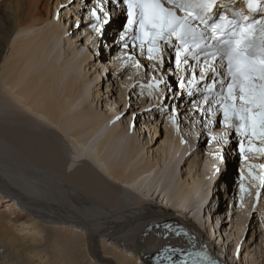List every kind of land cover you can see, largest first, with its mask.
Wrapping results in <instances>:
<instances>
[{"label": "bare ground", "instance_id": "bare-ground-1", "mask_svg": "<svg viewBox=\"0 0 264 264\" xmlns=\"http://www.w3.org/2000/svg\"><path fill=\"white\" fill-rule=\"evenodd\" d=\"M44 1L0 0V9L6 7L8 10L0 15V66L7 58L5 54L7 47L13 46V39L17 35L40 27L50 20V5ZM112 2L116 3L115 0ZM120 23L121 25L123 23L121 19ZM53 32L51 30L50 34L53 35ZM44 37H41L40 41L32 43L27 41L25 44L21 43V46H13L12 51L19 52L21 59L17 58L13 63L9 58L4 63V70L0 76V85L3 90L10 93L9 97L11 96L12 99L6 98V94L1 93L0 204L4 205L2 207L4 209L0 211V264H51V255L59 261L58 264H64V261H67L66 264H149L148 261L143 260V256H151L164 246L179 242L183 244L182 237L171 235L164 240L158 236L165 234L160 230L153 229L143 236L146 226L150 223L161 225L168 221L176 222L178 226L183 224L190 234L215 251L218 259H224L226 263L227 256L216 250L206 234L195 225V221L182 216V213L189 211V207L204 199L207 187L205 177L213 167L211 158L209 163L208 161L205 164L200 163L204 178L192 182L188 180L187 185L177 182L175 171L169 166H160L161 161L158 164L157 160L158 167L155 170L159 169L160 172L159 187L162 183L167 185L164 189L165 198L169 202H176L175 206L178 207L176 208L179 212L141 202L127 190L111 184L91 166L87 159L82 158L81 164L70 174H66L69 152L65 149L62 138L55 131L21 112L13 104L17 102L24 108L29 106L28 109L33 114L46 117L56 125L66 112L74 108V95L78 90L79 82L78 71L86 58L79 63L76 62L71 70V76L63 85L60 80H63L66 74L57 67L55 61L48 62L40 56L46 50L48 38L45 35ZM38 57V62L41 59L40 70L36 69V72L30 73V64ZM30 58H34V61L32 62ZM113 59L109 64L122 69V61L116 57ZM147 60V58L143 59L144 62ZM108 68L110 66H106V69ZM12 91L16 92V95L12 96ZM105 128L104 123L97 125L92 132H88L89 139L104 133ZM199 133L200 129L196 127L194 135L198 136ZM168 134L170 138L174 137L173 132L169 131ZM112 139H115L118 146L109 145ZM200 141L201 139L198 144ZM120 142L124 145H120ZM80 143L78 145L81 148L83 146V150L76 152V157L80 155L82 157L85 153V158L93 157L95 160H98L109 145L108 155L103 158L106 165L109 164L113 168L109 176L123 180L122 182L128 187L140 178L149 179L151 175L153 176V172L155 173V165L141 167L142 162L137 158L139 151L136 150L133 141L125 138L123 134L111 133L100 143L98 149L94 148L95 146L88 149L89 145L86 141ZM219 147L222 151L224 143ZM171 149L170 147L163 149V152L171 157V162L178 157L177 155H180L181 159L184 158L188 152V149H182L180 144L175 146L174 153H171ZM212 151H207L209 157H212ZM114 154L117 155L113 159ZM119 158L122 163L118 162ZM194 164L197 165L196 161L192 163ZM116 165L122 166L123 170L115 168ZM129 166H138L142 169L138 171L135 168L137 171L132 176L125 177ZM259 174L261 175V171ZM259 174L255 177V182L260 177ZM2 198H9L8 203L4 204ZM242 208L241 211L249 216L251 211L249 212L244 206ZM242 215L244 216L243 213ZM196 218L197 216L193 215V220ZM75 226L86 229L88 236L86 238L77 236L78 234L72 230ZM210 228L214 230V226ZM69 231L73 233L69 235ZM104 238L112 239L113 244L118 247L114 245L108 247ZM60 242H64L63 254L57 251L59 247L56 246H59ZM99 244L102 246V252L98 250ZM102 253L107 254L110 259L103 258ZM35 258L40 262L31 261Z\"/></svg>", "mask_w": 264, "mask_h": 264}, {"label": "rangeland", "instance_id": "rangeland-1", "mask_svg": "<svg viewBox=\"0 0 264 264\" xmlns=\"http://www.w3.org/2000/svg\"><path fill=\"white\" fill-rule=\"evenodd\" d=\"M46 2L50 5V20L40 27L17 35L13 39V46H21L27 41L30 43L40 41L41 37L45 38V35L48 38L46 39V50L40 56L48 62L55 61L57 67L66 74V78L63 76L64 79L60 80L63 85L71 76V70L76 62L79 63L86 58L78 71L79 82L78 90L74 95V108L66 112L59 124L56 125L46 117L33 114L28 109L29 106L24 108L17 102H13V104L21 112L36 119L44 127L55 131L62 138L63 145L69 152L66 174H70L76 169L81 164L82 158L87 159L91 166L111 184L127 190L141 202L152 203V205L179 212L178 207L175 206L176 202H169L165 198L164 189L167 185L162 183L159 187L160 172L159 169L155 170L159 161H161L160 166H169L175 171L177 182L187 185L188 180L192 182L204 178L200 163L205 164L207 161L209 163L211 158L213 167L209 175L205 177L207 180L205 197L198 204L189 207V211L182 213V216L195 221V225L206 234L210 243L215 245L216 250H220L227 256V264H264V156L262 153L252 150L253 147H260L258 143L253 141L249 143V139L246 140L243 142L244 152L242 153L240 144L244 140L233 133L232 136H229V143L224 144L220 151L219 145L223 142L218 144L217 141L211 139V135L221 133L225 129L217 124L213 125L211 129L205 127L207 122L205 117L193 108V101H199L201 98L200 93L189 97L186 90L181 88L178 75L171 71V64L162 65V71L159 73L154 72L152 62L149 60L145 62L141 60L144 67L140 69L134 66L117 69L109 64L110 61L113 62V57H119L123 65L127 54L130 53L129 50L122 47V42L119 39L120 34L124 31V27L120 23L122 4L110 3V0H99V2L98 0H45L44 3ZM56 4H58L57 7ZM101 7L110 14L107 24H102L91 15L93 8L99 10ZM6 9V7L0 9V15L8 11ZM55 9L57 10L55 11ZM100 15L103 16V13L101 12ZM94 23L100 31L92 28ZM51 30L54 31L53 35L50 34ZM13 46L9 45L6 49L7 58L0 66V76L4 70L3 65L9 58L13 63L17 58L21 59L19 52L12 51ZM87 55L89 56L87 57ZM39 57L36 61L34 58L31 59L32 57L30 58L32 62L34 61L32 63L34 65L30 64V73L36 72V69L40 70L41 59L38 62ZM106 66H110V68L106 69ZM153 76L164 77L167 80L166 86L161 85L163 96L159 98L150 96L149 89L142 90L139 87L141 84L152 82ZM0 91V96L1 93H5L6 98L11 99L10 93L3 90L2 85H0ZM156 91L159 95V90ZM13 95H16V92L12 91ZM11 100L8 102H12ZM200 107L206 108L207 105H200ZM173 109L179 114L175 120L170 119ZM208 118L213 119L210 115ZM100 123H104L106 126L104 133L99 135L100 137L96 136L95 138L94 136L89 139L88 132H92ZM196 127L200 129L198 136L194 135ZM169 131L174 133L173 138H170ZM111 133L123 134L125 138L133 141L136 150L139 151L137 158L139 162H142L141 167L155 165L156 174L153 172V176L151 175L152 177L150 176L149 179L140 178L129 187L122 182L123 180L110 177L109 174L113 168L109 164L106 165L103 158L108 155L110 144L118 146L115 139L109 142L98 160L93 157L85 158V153L82 157L81 155L76 157V152L83 150V146L79 147V142L83 144L86 141V144L89 145L88 149L94 146L98 149L100 143L104 139L106 140V137L108 138ZM200 139V144H198ZM191 142L195 144L192 145ZM178 144L182 149L187 148L188 152L182 159L180 155H177L178 157L172 163L171 157H168L169 155L165 154L163 149L172 147L170 151L174 153V148ZM120 145H124V143L120 142ZM210 148L214 153H211L212 157L207 154V151H211ZM215 153H219V155H215ZM116 155L114 154L112 158H116ZM101 156L103 157L101 158ZM157 160L158 164H156ZM194 161L197 165H192ZM118 162H121L120 158ZM121 167L116 165L115 168L123 170ZM132 167L129 166L125 177L132 176L141 168ZM257 174L260 177L255 182ZM151 180L153 181L151 182ZM8 200L9 198H5L4 204L8 203ZM241 206L246 207L249 212L251 211L249 216L242 212ZM2 207L4 205L0 204V211H3ZM193 215L197 216L194 220ZM212 226H214V230L210 228ZM72 230L78 234L77 236L83 238L88 236V231L83 227L75 226ZM72 233L69 231V235ZM104 239L107 240L108 247L111 245L118 247L113 244L112 239ZM63 244L64 242H60L59 246H56L59 247L58 253H65ZM98 250L102 252L100 244ZM101 255L105 259H110L107 254L102 253ZM50 257H52L51 264L59 263L54 256ZM31 261L40 262L36 258ZM66 263L67 261H64V264Z\"/></svg>", "mask_w": 264, "mask_h": 264}, {"label": "snow or ice", "instance_id": "snow-or-ice-1", "mask_svg": "<svg viewBox=\"0 0 264 264\" xmlns=\"http://www.w3.org/2000/svg\"><path fill=\"white\" fill-rule=\"evenodd\" d=\"M245 3L251 13L261 14L259 19L243 11H232L229 17L231 9L220 0H123L127 25L119 39L123 48L131 46L134 51L127 54L122 66L143 68L137 55L146 56L154 72L159 73L165 53L173 49L176 70L190 77L180 79L181 88L189 97L201 93L193 108L205 117V127L213 126L209 115L215 118L222 114L225 130L211 135L218 143H229L234 130L249 143L258 138L264 144V0ZM218 7L223 10L217 12ZM91 15L102 24L109 23L110 14L102 7L93 8ZM92 28L100 31L95 23ZM161 85L166 86L167 80L153 76L152 82L139 87L159 98L163 96ZM172 111L170 119L175 120L179 114ZM240 147L243 153V142ZM252 150L264 153V147ZM188 255L196 258L181 264H216L205 253Z\"/></svg>", "mask_w": 264, "mask_h": 264}]
</instances>
